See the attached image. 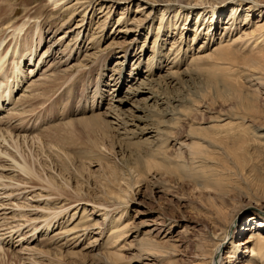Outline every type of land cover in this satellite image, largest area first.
Returning a JSON list of instances; mask_svg holds the SVG:
<instances>
[{
	"label": "bare ground",
	"instance_id": "bare-ground-1",
	"mask_svg": "<svg viewBox=\"0 0 264 264\" xmlns=\"http://www.w3.org/2000/svg\"><path fill=\"white\" fill-rule=\"evenodd\" d=\"M164 1L173 6L194 3V6L200 7L197 8V17H194L197 23L195 32L198 33L195 39L204 35L208 38V45L210 40L217 38L215 46L207 50V45L200 44L189 60L180 65L183 68L178 69L181 61L177 56L181 52L189 54L192 51L190 43L194 41L191 34L181 35V47L177 50L180 53L171 48L170 53H175L172 61L161 70L158 66L165 58L164 38L167 33L175 32L179 22L170 21L168 11L161 12L158 19L166 23L164 28L159 23L161 29L160 33H155L153 56L149 55L144 64L158 68L161 73L155 78L146 74L138 81L133 79L122 89L124 77L136 76L133 72L137 69H130L129 74L127 68L115 69L113 72L118 74V78H115L116 89L112 91L117 92L116 95L109 93L111 96L105 102L104 85L97 82L92 97H98L94 98L92 109L86 102H79L73 113L90 115L82 118V114L81 118L60 121L59 124L54 122L51 127L48 124L49 128L46 126L43 131L38 130L41 121L33 120L31 123L24 118L25 106L30 108L34 99H43L44 96L46 99L45 94L53 85L49 82L57 77L58 70L63 72L74 67L73 62H78V55H83V60L93 56L88 46L93 45L90 42L95 38L99 44L105 34L111 32L112 39L107 46L125 45L115 62L116 66L121 65L132 54L131 42L138 37V25L149 20L153 22L155 10L152 6L162 1L44 0V7L50 8V11L70 13L65 22L73 19L74 15L80 16L78 10L82 7L85 13L80 19L76 18L74 28L58 35L40 53V46L45 44L44 23L39 19L43 14L37 16L33 5V8H26L21 16L10 20L17 6L11 0L7 3L0 1V32L3 30L0 35V218L3 217L1 222L4 217L6 221L11 220L8 230L0 229V264H15L14 261L16 264L19 261L21 264H264V0ZM22 5H25L24 2ZM133 5L136 9L131 14L130 7ZM88 9L95 12L92 14H96L97 10L102 15L94 27L96 32L91 31L86 40L92 20L91 14L87 15ZM114 10H120V16L112 26L109 17ZM182 10L177 7L173 13L176 17L192 15ZM130 15L131 21L125 23V28L119 32L121 22H126ZM222 21L226 25L218 38ZM148 27L149 24L146 29ZM59 29L50 30L54 34ZM235 29H240V32L231 37ZM67 32L74 34L67 35ZM146 34L148 38L149 34ZM71 35L75 36L72 38L73 50L64 49L69 52L65 60L59 55L57 57L56 50ZM135 57L138 62L140 56ZM47 60L48 64L41 69ZM221 72L225 76L220 78V84L238 99L236 106L228 111H219L206 118L205 114H210V110L207 107L204 109L202 101L177 92L174 94L183 85L187 94H192L204 81L205 75L218 77L223 74ZM233 75H238V78ZM104 76L103 72V80ZM36 101L33 103L37 106L43 104V100L42 103ZM100 106L102 111H99ZM95 111L99 112L93 114ZM76 123L88 129H91V124L97 123L103 129L96 128L87 133L91 134L92 144L97 143L98 134H101L102 144L93 146L92 150L103 156L104 161L88 163L95 166L92 170L94 180L80 177L81 181L74 179L66 182L58 176L55 178L59 183H55L46 174L41 175L37 171L34 158L29 162L21 147L33 142L42 151L47 147L54 150L58 157L66 158L67 154L62 149L51 143L45 145V133L53 127L68 128ZM218 127L219 133H210ZM224 133L232 135L233 145L222 142ZM128 134H141V141L147 144L149 153L156 150L153 144L156 139H173L172 146L178 147L156 151L153 154L155 163L163 165L166 161H173L179 167L187 157H191L193 161L189 174L201 187L196 197L180 194L174 189L176 187L153 177L154 193L167 196L166 200L154 197L155 206L148 205L152 209L149 214H136L134 220L127 223L113 222L112 218L118 219L124 212L128 215L126 205L129 201L146 204L145 194L139 187L138 164H132L133 160L145 157L128 155L121 143ZM86 163L80 161L79 165ZM73 170L76 176L78 170ZM90 189H94V193ZM173 201L182 208H188L193 203V213L183 210L176 217V214L166 210V205ZM40 204L45 207H40ZM81 207V219L100 212L97 215H102V221H107L109 225L104 227L103 222H96L80 226L75 221L70 226ZM90 210L94 212L89 214ZM178 225L182 226L171 234ZM107 228L112 230L105 238ZM133 230L139 231V235L116 247L117 238H124ZM90 234L94 237L88 242V248L93 254L82 252L86 248L70 249L67 251L70 256L82 257V261H77L75 257L74 260L66 258L67 252L61 249H69L68 245L76 248ZM102 237L106 239L105 243H100ZM41 241H46L43 243L45 248L39 244ZM192 243L193 249L189 248ZM52 249L57 252H51Z\"/></svg>",
	"mask_w": 264,
	"mask_h": 264
},
{
	"label": "rangeland",
	"instance_id": "rangeland-1",
	"mask_svg": "<svg viewBox=\"0 0 264 264\" xmlns=\"http://www.w3.org/2000/svg\"><path fill=\"white\" fill-rule=\"evenodd\" d=\"M0 1L3 3H7L6 2L7 0H4V1L0 0ZM11 1H13L14 4L17 6V10L14 14H12L9 17L10 20L13 18H16L18 16H21L23 14L24 10L28 7H29L28 9H30V8H33L35 6L34 9H36L37 11H36V13L35 12L34 13L37 14V16H40L43 14L42 16H40V18L39 17L38 18L40 20H42L44 23L43 28H45L44 29L45 44L40 46L41 49H39V51H38L39 53L44 49V47L46 48L47 44H49L51 41H54L58 35H61L62 33L66 32L67 29L74 28L76 25L75 24L76 18L80 19V17H82V15H84V13H85V11H82L84 9V7H82L78 10V12L80 13V16L74 15L73 19L65 22V18L70 16V13H67V11H65V13H62V12L56 13V11H50V8L44 7V5H45V4H43L44 0H11ZM161 1L162 2L154 3V5L152 6V9L155 10V12H154L155 19L153 20V22H151L150 20L149 21L147 20L148 23H144V24L141 23L142 25L141 24L138 25L137 29H140L138 37H136V39L131 42L132 47H133L132 48V54L135 56H137V55L140 56V60L138 62L136 61L135 56H133L132 54H129L121 65H118V66L115 65V62L117 61V56H119L123 53L122 50L124 49L125 45L121 46V47H119V45H114V44L107 46L111 42V39H112V37H111L112 34L109 31L110 34H108V35L105 34L104 38L102 39V41L99 44H97V42H95L96 38H95V40H92V42H90L93 45L88 46V48H90V52H93L92 53V54H94L93 56L83 60L82 59L83 55L82 56L78 55L77 56L78 62H73L74 67L72 66V68L70 67L69 69H66L63 72L61 70L59 72V70L57 69L58 75H56L57 72L55 74L57 77L53 78L52 79L53 81L49 82V83L53 82V85H50L49 83L47 84V85L51 86V87L49 86L51 89L47 88L50 91V93H49V91L46 92L48 94L49 98H48L47 94H45L46 99H45V96L43 99L41 97H40L41 99L38 98V100H40V103L43 102V104H44V105L41 104L38 106H37V104L35 105V102L33 103V101L37 100V99H34L32 101V103H33V105H35V107L31 103V105H32V106L30 105L31 110L28 106H25V109L27 111L28 110L29 111L28 112L26 111L27 115L25 112L24 118L28 119L31 123H33L32 122L33 120L35 122L41 121V125H39V129H38L39 131H43L48 124H49V126L50 125L52 126V124L54 122H55L54 124H56V123L59 124L60 121L61 122H66V121L68 122V121H72L76 118H81L83 113H81L79 115L73 114L75 112V110H77L76 105H78L79 102L80 103L86 102L85 104H88L92 109V107L95 103V99L98 97V95H96L95 97H92L93 93H94L93 90L96 87L95 84L97 82H100L101 85L102 84L104 85V86L102 85L103 86L102 89H104L105 102H107V99H109L111 94H113V93L115 95L117 94V92H113V91H115L116 84H117V80H115V78H118V74L113 72V70H115V69L118 70L119 68L120 69L127 68V71H128L127 74H129L130 69H132V68L137 69L136 72H133V73H135L136 76L129 75V76L124 77L122 89L127 84L131 83L133 81V79H135V81H138V79L140 77L145 76L146 74L148 75V77H152V78H155L156 76H158L161 73V72H159L158 68L155 69V68H152L151 66L147 67V65H144V64L146 63L149 55L153 56V54L151 52H152V49L154 48L153 44H154V39H155V33H157V32L160 33V29H161L160 24H159L161 21L158 19V15L160 17L161 12L168 11L169 16L167 18L170 21L179 20V22L176 26L175 32L170 33V34L167 33V35L164 38L163 53H164L165 58H164V60L160 61V65L158 66L161 68V70H164V68L172 61L171 57L174 56V54H175V53H170V49L172 48L173 51H177L181 47V43L179 42V36H181V35L185 36V35L191 34L192 37L194 38L193 43H190V44H192V51L189 54L187 53L186 55L183 54V52H181V54L177 56V57H179V61H181L179 66L189 60L188 58L191 56V54H193L199 48L200 44L202 46L207 45L206 40L208 41V38L204 37V35H199L197 37V39H195V35H197L198 33L195 32V28H197V23H196L194 17H197V12H198L197 8H200V7L194 6V3H187V4L181 3V5H179V6H176V5L173 6L171 4H167L164 0H161ZM22 2H24V4H25L24 6L22 5ZM177 7H181L183 9L182 11L190 12V13H192V15L190 14L188 17H185V16L176 17V15H175V13H173V11ZM94 8H100V7H94ZM86 9H87V7H85V10ZM135 9H136V5L131 6L130 7V13L134 14ZM39 10H41L42 12L41 11L39 12ZM95 11H96V14H92V13H95V12H93V10L90 11L91 13L89 12V9L87 11V15L91 14L92 20L90 21L89 33L86 32V40L88 37L91 36L90 35L91 31H92V33L96 32V29H94V27L96 26L98 18L102 15V13H100V14L97 13L98 12L97 10H95ZM119 11L120 10H114L109 17V20L112 19V26H113V21L115 22L116 20L119 19L118 18L120 16ZM47 12H51V13H49L47 15ZM131 19H132V16L130 15V17H128L126 19V22H121L122 25L119 26L118 31L121 32V30H123L125 28V25H126L125 23H129L131 21ZM109 20H108V24L111 23ZM183 20H187V21L182 22ZM196 20H198V19H196ZM44 21H46L47 23ZM45 23H46V25H45ZM48 23H49V25H48ZM161 23H162L161 26H163V28H164L166 21L164 20ZM225 23L226 22H223V21L220 23V27H219L220 32L217 34L218 38H220L221 37L220 34L224 32L222 27H224V25H226ZM147 24H149V27L146 29ZM51 26H52V28H51ZM141 26H142V28H141ZM157 26H159V27H157ZM50 29L51 30L59 29V31L52 34V31ZM149 30H152L154 32V34L152 32L150 33ZM46 31H48V32H46ZM2 32H3V30L0 32L1 36H2V34H1ZM239 32H240V29H235V32L233 33V35H231V37L237 35ZM106 33H108V32H106ZM146 33L149 34L148 38H146V36H147ZM31 34H33V32H31ZM66 34L69 35V34H74V33L67 32ZM82 35H83V32H82ZM74 37L69 36L66 38L67 40L65 39L63 46H61L59 48V50H56V51H58L57 55H56L57 57L59 55V58L64 59V60L66 59L65 57H68L69 52H66L67 51L66 48L72 49V47L74 46L72 38H74ZM98 38L99 37H97V39ZM209 42L210 43H208V45H207V50H209L213 46H215V44L218 42V39L216 38V39L210 40ZM175 47H176V49H175ZM62 48H63V51H60V49H62ZM64 49H66V51ZM177 53H180V51H177ZM84 57H86V56L84 55ZM49 60H47L46 63L41 66V69L48 64ZM153 64H154V59H153ZM203 65L205 66V64H203ZM182 68H183V66H180L178 69H182ZM103 72L105 73L104 80L101 78V75ZM112 72H113V74H112ZM221 73L224 74V72H221ZM114 74H116V75H114ZM205 74L206 73H204V75ZM209 75L210 74L204 76V81H201L200 84H198V86L196 87L197 89H195L192 94L191 93L187 94V91L185 89L186 87L184 85L182 87L179 86V89L174 91V94L177 92L183 96H192L193 98L192 97L191 98L194 100H196V98H197V100L202 101L201 105H204V109H205V107H207L210 110V114H205L206 118H209L210 116H212L213 114H215L219 111H221V112L228 111L231 107L236 106V103L238 100L236 97H234V96L232 97V94L228 93L226 91V87H223L220 84L219 80H221L225 76V74L223 76L220 74V76H218V77L216 75H210V76ZM211 76H213L214 78H212ZM237 76L238 75H233L234 78H238ZM109 93H111V94H109ZM75 94H77V95H75ZM73 95L76 96V98H73L74 97ZM79 98L83 99L84 101L79 99ZM44 99H45V101H44ZM38 100L36 101V103L38 102ZM41 100H43V101L41 102ZM238 103L240 104V101H238ZM104 104L106 106V103H104ZM33 107H34V109H33ZM27 108H29V109H27ZM101 109L102 108L100 106L99 111L103 110V109L102 110ZM99 111H95V112H93V114H96ZM84 115L85 114H83L82 118L87 116V115H90V114H87L85 116ZM42 125H45V126L42 127ZM49 126H47V127L49 128ZM90 128L91 129H88L84 125H80V124L76 123V124H74L68 128H66L65 126L53 127L51 130H49L48 132L45 133V136H46V138L44 139L45 145H47V143H51V144L57 146L58 148L62 149L67 154L66 158L65 157H58L55 154L54 150L48 149L47 147L45 148V151H42L40 149V147H38V144L33 143V142L29 143L28 146L22 145V147H21L22 153H23L24 157L29 162H32V160L34 158L37 171L40 172L41 175H43V173L46 174L47 177H49L51 181H53V182L55 181V183H59V181L55 178L58 176L62 177L63 180H65L66 182L74 180V179L76 181L77 180L81 181L80 177L89 178L90 180H94L95 174L92 173V170L95 169V166L89 165L88 163L89 162L93 163V161H96V160H103L104 161V158H103V156H100V154L98 152H94L92 150L93 146L102 144V140L100 138L101 134L97 133L99 139H98L97 143L92 144L93 139L91 137V134L87 133L89 130H95L96 128H98V129H101V128L99 127V124H97V123L91 124ZM101 130H103V129H101ZM219 130L220 129L218 127V129L212 130L210 133L211 134H215L217 132L219 133ZM222 142L225 145H233L234 141H233L232 135L229 133H224V135L222 136ZM121 143L123 144L126 151L128 152V155H133L134 158H136L135 156H138L140 154L139 156L145 157L144 159L138 158L137 160H133L132 164H134V163L138 164L137 174L140 176L139 187L142 189V191L145 194L146 204L136 202L134 200L129 201L126 205V211H128V215L124 212V215L118 218L119 220L116 218H112L111 220L113 222L115 220H117L118 223H121V222L127 223L129 221L134 220L133 217L136 214H137L136 216L149 214L150 212H152V209L149 208L148 205H150L151 207L155 206V203H154L155 198L154 197H156V199H161L162 201L166 200L167 196L154 193V185L152 183L154 181L152 179L153 177L158 178V180L162 183H168L169 185L176 187L174 189H177V191L180 194H185L186 196H189L191 198L196 197V195H197V193L201 187L198 183H196V180L189 174V171L192 169L191 163L193 161L191 157H187L184 160V162L181 164V166H179V167H176L175 166L176 163L173 161H166L165 164H163V165H159V164L155 163L156 158L153 157V154L156 151L161 150V149L168 150L171 147H178L177 145L172 146L174 143L173 139H170V140H168V138L156 139L153 142V144H155V148H156V150L153 153H149V150L147 148L148 147L147 144L145 142L141 141V134H136L133 136L128 134L127 138H125V140ZM230 152H232V150H230ZM105 160L108 161V159H105ZM80 161L87 162V163L84 166H80L79 165ZM75 168H77V170H78L77 171L78 176L77 175L75 176L73 173V171H74L73 169H75ZM51 177H53V180L51 179ZM43 178H44V176H42L41 182H43ZM90 191L94 193V189H90ZM70 199L73 200L72 197H70ZM193 206L194 205L192 203L188 208H182L181 206H178V204H176L173 201V202L168 203L166 205V210L170 213L176 214L175 216L178 217L181 215V211H183V210H190V212L192 214L193 213ZM40 207H45V206L43 204H40ZM83 207H81L80 209L77 210L78 213H76L74 215V218L72 220L74 222L70 226H72L76 222H78V224L80 226H84L87 224L90 225V224H93L96 222H103L104 227L106 225H109V223H107V221H104V220L102 221L103 216L97 215L100 212L97 213L96 211H95L96 215L92 214L88 218L81 219L82 213H83L82 212ZM90 208L91 207H89V209ZM137 210H139L138 213H137ZM179 210H180V212H179ZM90 211H89V214L94 212V210H90ZM1 218H3V217H1ZM1 218H0V222H1ZM4 220L2 219V222L0 223V229H7L8 230L11 226V224H10L11 220L8 221L9 220L8 219L6 221L5 217H4ZM6 222H7V224H6ZM181 226L182 225L175 226L173 228L171 234L176 233ZM111 230H112V228L106 229L105 235H104L105 238L110 234ZM138 235H139V231L133 230V231L129 232L128 235L124 238H122L121 236L118 237L116 247H120V246L128 243L131 239H133L134 237H136ZM89 236L90 237L86 238L82 242V244H80V245L78 244V246L76 248H71V247H73V245H71V246L68 245L69 249L67 247V248H62L61 250L63 252H67L70 249L81 250L82 248H86V249H82L83 250L82 252L92 253V252H90V248H88L90 246V245H88V242L90 240H93L92 238L94 237V235L90 234ZM105 238L102 237V240L100 241V243H105L106 242ZM45 242L46 241H41L39 244L42 246L43 243L45 244ZM190 246H189V248H191V249L194 248V244L191 247ZM43 247L45 248L44 245H43ZM53 248H55V247H53ZM52 250L53 251H51V252H54V251L57 252V250H54V249H52ZM126 251L128 252L127 249H126ZM68 252L66 253L67 254L66 258L69 257L68 258L69 260H74L75 258H77L76 259L77 261L78 260L82 261V257H80L78 259L77 256H70L71 254H69ZM127 252H126V255H127ZM64 261H66V260L64 259ZM14 262L16 264V261H14ZM21 263H22L21 261L18 262V264H21ZM6 264H12V263L9 262ZM119 264H122V263L120 262Z\"/></svg>",
	"mask_w": 264,
	"mask_h": 264
}]
</instances>
